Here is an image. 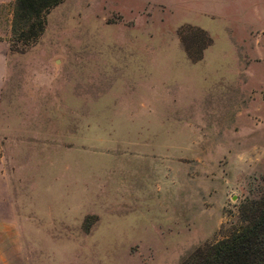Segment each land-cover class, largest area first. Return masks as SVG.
Instances as JSON below:
<instances>
[{"label": "rangeland", "instance_id": "obj_1", "mask_svg": "<svg viewBox=\"0 0 264 264\" xmlns=\"http://www.w3.org/2000/svg\"><path fill=\"white\" fill-rule=\"evenodd\" d=\"M15 3L0 264H181L238 227L264 178V0H65L11 50Z\"/></svg>", "mask_w": 264, "mask_h": 264}, {"label": "trees", "instance_id": "obj_2", "mask_svg": "<svg viewBox=\"0 0 264 264\" xmlns=\"http://www.w3.org/2000/svg\"><path fill=\"white\" fill-rule=\"evenodd\" d=\"M63 1L16 0L11 50L17 36L27 42L37 40L45 31L47 15ZM210 43L208 39L202 49ZM199 60L201 55L195 59ZM262 183L259 196L247 198L240 206L239 226L222 240L200 246L181 264H264V178Z\"/></svg>", "mask_w": 264, "mask_h": 264}, {"label": "crops", "instance_id": "obj_3", "mask_svg": "<svg viewBox=\"0 0 264 264\" xmlns=\"http://www.w3.org/2000/svg\"><path fill=\"white\" fill-rule=\"evenodd\" d=\"M9 50H10V47H9ZM6 64H7L6 65L7 68H9V66H8V58L6 59ZM6 76H7V74L4 76L2 83H0V106H1V98H2L3 88H4V85H5ZM0 110H1V108H0ZM7 147H8V145H4L2 147V156L0 158V179L2 181L0 183H4V184L5 183H9L10 184L11 183V180H12L7 175L8 172L6 171V169H7L6 167H12L13 166V164L11 162L9 163V161H12V159L10 158V155H9L10 150H8Z\"/></svg>", "mask_w": 264, "mask_h": 264}]
</instances>
